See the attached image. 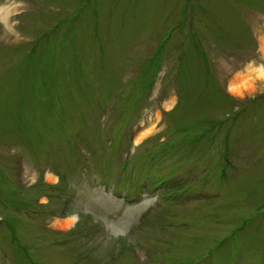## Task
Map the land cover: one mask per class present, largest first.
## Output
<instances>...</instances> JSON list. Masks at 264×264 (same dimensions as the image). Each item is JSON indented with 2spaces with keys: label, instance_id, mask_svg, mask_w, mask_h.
<instances>
[{
  "label": "rangeland",
  "instance_id": "rangeland-1",
  "mask_svg": "<svg viewBox=\"0 0 264 264\" xmlns=\"http://www.w3.org/2000/svg\"><path fill=\"white\" fill-rule=\"evenodd\" d=\"M263 38L264 0H0V264H264Z\"/></svg>",
  "mask_w": 264,
  "mask_h": 264
},
{
  "label": "bare ground",
  "instance_id": "bare-ground-1",
  "mask_svg": "<svg viewBox=\"0 0 264 264\" xmlns=\"http://www.w3.org/2000/svg\"><path fill=\"white\" fill-rule=\"evenodd\" d=\"M261 52L264 56V38L260 42ZM255 82L264 83V66H259L257 68H253L252 71L246 75L236 77L231 81L229 86V91L231 94L237 97H242L244 92L250 93L254 91ZM151 129H147L142 131L135 139L134 142L140 141L143 137H145ZM74 223V218H68L62 223H59V227L66 229L72 226Z\"/></svg>",
  "mask_w": 264,
  "mask_h": 264
},
{
  "label": "trees",
  "instance_id": "trees-1",
  "mask_svg": "<svg viewBox=\"0 0 264 264\" xmlns=\"http://www.w3.org/2000/svg\"><path fill=\"white\" fill-rule=\"evenodd\" d=\"M46 38L49 39V36H47ZM46 38H45V39H46ZM221 123H223V121H221V122H219V123H218L217 121H214V122H213V126H212V127H213V130L215 129V127H216L218 124H221ZM162 182H163V184L166 183V182H164V181H162ZM167 183H168V181H167Z\"/></svg>",
  "mask_w": 264,
  "mask_h": 264
}]
</instances>
